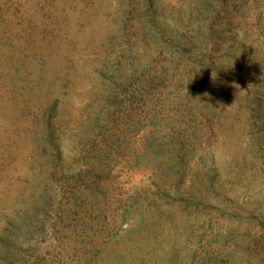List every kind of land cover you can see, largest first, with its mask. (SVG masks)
I'll return each instance as SVG.
<instances>
[{
	"label": "rangeland",
	"instance_id": "374dc122",
	"mask_svg": "<svg viewBox=\"0 0 264 264\" xmlns=\"http://www.w3.org/2000/svg\"><path fill=\"white\" fill-rule=\"evenodd\" d=\"M0 264H264V0H0Z\"/></svg>",
	"mask_w": 264,
	"mask_h": 264
}]
</instances>
